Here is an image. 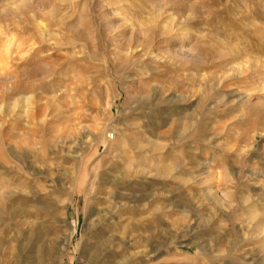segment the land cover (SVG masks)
<instances>
[{"label":"rangeland","instance_id":"obj_1","mask_svg":"<svg viewBox=\"0 0 264 264\" xmlns=\"http://www.w3.org/2000/svg\"><path fill=\"white\" fill-rule=\"evenodd\" d=\"M0 150L47 264H264V0H0Z\"/></svg>","mask_w":264,"mask_h":264},{"label":"bare ground","instance_id":"obj_2","mask_svg":"<svg viewBox=\"0 0 264 264\" xmlns=\"http://www.w3.org/2000/svg\"><path fill=\"white\" fill-rule=\"evenodd\" d=\"M184 39V38H183ZM179 41V40H178ZM182 42V40H181ZM184 42V41H183ZM34 85V84H33ZM59 113V112H58ZM80 113V112H79ZM79 113L74 112L73 115H70V117H66L69 118V121H73V119L75 118L74 115H78ZM64 115V114H63ZM69 116V115H68ZM65 117V115H64ZM63 117V118H64ZM65 117V118H66ZM62 118V119H63ZM65 121V119H63ZM75 120V119H74ZM68 122V121H67ZM66 122V123H67ZM64 123V122H63ZM49 127V126H48ZM54 127V126H53ZM67 128V127H66ZM30 129V128H29ZM61 129H56L55 130L53 128V131L56 132H60ZM96 130V129H95ZM28 131V130H27ZM52 131V132H53ZM26 132V131H25ZM50 132V131H49ZM96 133V131H94ZM27 135L25 136L26 138L24 139L26 141V143H28V147L31 149L33 147V145L35 144V140L40 139L41 137L44 138V136L47 134V132L45 131V129L43 127L38 126H33L32 129H30V132L28 134V132H26ZM62 133V131L60 132ZM65 133V132H64ZM25 134V133H23ZM44 135V136H43ZM55 135V134H54ZM130 135V134H129ZM126 137V136H124ZM129 137V136H128ZM131 137V136H130ZM118 139L117 141V147L115 146V148H117L119 154L123 157H125L126 159H128V161L126 162L127 165H132L133 164V159L136 157H141L140 154H143L142 151L143 147L142 145L144 144H140L138 141H135L132 137V139ZM102 138V135H101ZM136 138V137H135ZM23 139V138H22ZM117 139V138H116ZM23 141V140H22ZM115 141V140H114ZM114 143V142H113ZM16 144V143H15ZM115 145V143L113 144ZM155 147V146H154ZM158 147V146H157ZM114 148V149H115ZM34 149V148H33ZM145 149V147H144ZM27 150L25 151L26 154ZM1 153V150H0ZM35 153V152H34ZM42 153V152H41ZM32 154V153H31ZM2 155V154H1ZM35 156V155H34ZM135 158V159H136ZM125 159V160H126ZM141 159V158H139ZM143 160V159H142ZM142 162V161H141ZM142 165V164H141ZM130 167V166H129ZM126 170V169H125ZM127 171V170H126ZM160 171L161 173H163L164 175L166 173H168L169 168L168 166H160ZM124 174V173H123ZM5 184V182H4ZM6 185V184H5ZM1 186V185H0ZM4 186V185H3ZM0 189H3L2 186L0 187ZM4 191V190H3ZM4 193H0V206L4 203L7 202V200L5 199ZM12 194V193H11ZM8 196V195H7ZM6 196V198H7ZM15 196V194H14ZM3 199H2V198ZM19 197V196H18ZM10 198V197H8ZM23 198V197H22ZM27 198V197H26ZM15 198H12V201ZM31 199V198H30ZM33 199V198H32ZM11 200V198H10ZM24 200V199H22ZM26 200V199H25ZM38 200V198L36 199V201ZM35 201V202H36ZM40 201V200H39ZM38 201V202H39ZM4 202V203H3ZM16 202V201H15ZM15 202L13 204H15ZM28 201H26L27 203ZM34 202V203H35ZM19 204L24 203V201L22 203L17 202ZM32 205V202H30ZM25 204V203H24ZM37 204V203H36ZM11 205V204H10ZM29 204V207L31 206ZM12 206V205H11ZM22 206V205H21ZM25 205H23L24 207ZM34 206V205H33ZM54 208V207H53ZM3 209V208H2ZM55 209V208H54ZM53 209V210H54ZM5 210V209H4ZM30 210V209H29ZM27 209H23V208H16V207H10L7 211L5 216L8 217L7 219L9 220V223L7 225V228H5L6 230V239H1L0 238V255L3 254L4 256V261L6 264H47V261L49 259H51L52 256L57 257V255L59 254V242L58 243V238L57 240L53 238H50L52 241V245L50 246L46 240L49 237H46L45 235V230L43 227L44 223H36L33 221H27V217L28 214L31 215L30 211ZM44 210V209H43ZM52 210V208H51ZM33 211V209H32ZM252 211V210H251ZM34 215H39V217L37 216V219L40 218V213H41V208L36 207L34 209ZM52 211H49V213ZM5 213V212H4ZM48 213V214H49ZM47 214V213H46ZM54 214V213H53ZM57 214V213H56ZM4 215V214H2ZM1 215V216H2ZM52 215V214H51ZM261 215V214H260ZM33 216V215H32ZM35 216V217H36ZM45 216V215H44ZM47 216V215H46ZM53 216V215H52ZM259 215L257 214L254 218L255 221L257 223V227H261L264 225V219L260 218L258 219ZM4 217V216H3ZM44 218V217H43ZM251 218L253 219V215L251 216ZM6 219V218H5ZM41 219V218H40ZM47 219V218H46ZM47 220H50L47 219ZM59 220V219H58ZM56 218V222L58 221ZM3 221V220H2ZM0 221V222H2ZM46 224V221H44ZM54 222V221H53ZM55 222V223H56ZM54 223V224H55ZM2 226V225H1ZM51 226V225H50ZM6 227V226H5ZM54 227H49V230L51 231ZM3 230V228H2ZM56 229H53V231ZM58 230V229H57ZM264 230V229H263ZM262 230V231H263ZM56 233V231H54ZM47 233V232H46ZM51 233V232H50ZM52 233V234H55ZM4 235V234H3ZM48 235V234H47ZM56 237V236H55ZM63 242V241H62ZM5 246V249H3V246ZM101 246V244H100ZM99 246V247H100ZM61 247V246H60ZM98 247V246H97ZM98 250V249H97ZM96 250V251H97ZM101 251V250H100ZM52 255V256H51ZM52 260V259H51ZM55 261V259H54Z\"/></svg>","mask_w":264,"mask_h":264}]
</instances>
